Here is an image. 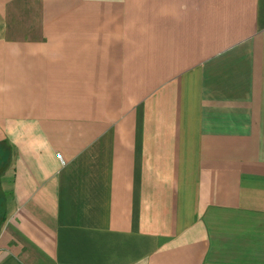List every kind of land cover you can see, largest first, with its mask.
Instances as JSON below:
<instances>
[{
	"label": "crops",
	"instance_id": "1",
	"mask_svg": "<svg viewBox=\"0 0 264 264\" xmlns=\"http://www.w3.org/2000/svg\"><path fill=\"white\" fill-rule=\"evenodd\" d=\"M0 264H264V0H0Z\"/></svg>",
	"mask_w": 264,
	"mask_h": 264
},
{
	"label": "built area",
	"instance_id": "2",
	"mask_svg": "<svg viewBox=\"0 0 264 264\" xmlns=\"http://www.w3.org/2000/svg\"><path fill=\"white\" fill-rule=\"evenodd\" d=\"M59 159L61 160V157L58 155Z\"/></svg>",
	"mask_w": 264,
	"mask_h": 264
}]
</instances>
